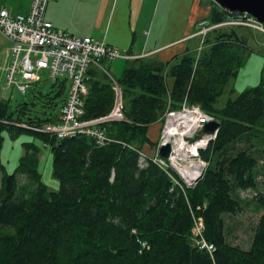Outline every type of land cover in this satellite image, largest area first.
<instances>
[{"label": "trees", "instance_id": "1", "mask_svg": "<svg viewBox=\"0 0 264 264\" xmlns=\"http://www.w3.org/2000/svg\"><path fill=\"white\" fill-rule=\"evenodd\" d=\"M214 3L211 23L236 13ZM240 26H218L200 50L189 47L170 60L127 59L117 78L105 59L107 71L91 66L84 117L110 111L113 78L123 88L125 118L102 124L110 137L104 142L24 126L57 120L59 112L26 118L23 108L10 110L0 96V149L5 130L36 135L51 147L53 174L60 180L58 189L43 181L40 145L34 141H25L27 152L13 172L0 156V264H264V214L253 224L249 248L226 238V216L246 208L234 190L257 186L253 150L264 143L263 79L218 104L250 49ZM53 84L60 93L67 87L65 80ZM186 98L221 121L216 137L200 149L209 162L191 186H181L151 158L140 163L144 146L153 143L149 126ZM240 140L245 144L237 146ZM258 198L264 202V194ZM196 214L203 215L205 235L216 245L213 255L193 242Z\"/></svg>", "mask_w": 264, "mask_h": 264}, {"label": "built area", "instance_id": "2", "mask_svg": "<svg viewBox=\"0 0 264 264\" xmlns=\"http://www.w3.org/2000/svg\"><path fill=\"white\" fill-rule=\"evenodd\" d=\"M48 2L49 0H31L30 8L24 12H12L6 6L0 10V32L11 41V54L5 73V83L9 88L15 86L25 91L28 87L38 85L42 78L41 71H47V78L53 82L65 80L68 92L57 120L45 121L41 124L24 122L22 125L59 137L80 133L88 134L95 136L98 141L104 142L110 137L106 134L102 124L106 121L125 118L123 88L119 81L113 78L115 97L110 111L93 118L84 117L85 97L89 91V68L97 65L106 70L102 59L111 61L118 57L132 59L145 55L131 54L90 34H77L56 26L52 20L46 17ZM233 12L236 13L222 22L211 23L209 19L200 21L198 31L192 34L201 37L199 50L204 44L207 33L218 26L254 25L264 31V22L256 16L246 11ZM212 118L214 116L200 104L191 103L187 98L180 107H169L161 121L160 136L154 146L155 152L148 155L142 150L141 165H145L147 158H151L181 186L183 183L187 186L195 184L203 176L208 164V161L202 157L200 149L206 147L209 140L216 137L217 132L206 135L208 136L207 143L204 146H197L195 153L190 156L178 157L177 161L181 163L179 166L172 162V156L179 151H187V149L178 151L177 138L180 134L182 136L184 134L192 135ZM167 142L171 143L172 148L169 156L166 157L161 155L159 150ZM187 142L186 144L190 147L198 140H188ZM189 160H194V162L199 160L203 163V168H199L196 177L192 180H189L183 171L184 168H188ZM173 170L178 176L174 174ZM192 239L201 249H205L213 255L216 245L205 235V220L202 214L194 216ZM143 245H147V242L143 241Z\"/></svg>", "mask_w": 264, "mask_h": 264}, {"label": "crops", "instance_id": "3", "mask_svg": "<svg viewBox=\"0 0 264 264\" xmlns=\"http://www.w3.org/2000/svg\"><path fill=\"white\" fill-rule=\"evenodd\" d=\"M30 4L31 0H0V10L6 6L12 12H24ZM214 5L212 0H49L46 17L58 27L90 34L131 54L155 55L166 61L189 47L198 48L199 36L192 34L200 21L209 19ZM10 54L11 41L0 32V65L6 69ZM122 66L116 63L118 70ZM153 125H157L154 135ZM160 129L161 121L149 126L154 145Z\"/></svg>", "mask_w": 264, "mask_h": 264}, {"label": "rangeland", "instance_id": "4", "mask_svg": "<svg viewBox=\"0 0 264 264\" xmlns=\"http://www.w3.org/2000/svg\"><path fill=\"white\" fill-rule=\"evenodd\" d=\"M216 2L215 0H212ZM217 3V2H216ZM242 34L249 39L250 49L247 53L244 64L240 67L237 74L233 75L227 84L225 93L220 97L219 105H223L229 97H234L243 89L258 84L264 80V31L254 25H241L238 27ZM199 43L201 37L198 38ZM197 43V42H196ZM197 49V48H195ZM123 64L122 69L118 70L116 63ZM126 58L118 57L116 60L105 61L106 66H111V72L114 77L122 75ZM6 68L0 65V96L9 102L10 110L20 112L21 108L25 111L23 115L29 117L46 118L54 113H58L63 98L66 97L68 87H65L63 93L59 92L57 85H54L50 78H47V71H41L42 78L38 85L28 87L25 91L13 86L8 87L5 83ZM68 86V85H67ZM157 125H153L151 130L156 131ZM155 133L153 132V135ZM4 139L0 149L1 159L8 172H13L18 166L21 157L27 152L25 141H34L40 145L39 151V169L42 173L43 181L51 188L58 189L60 180L53 174V152L51 147L43 142L39 137L30 132H21L13 135L10 131L5 130ZM245 140H240L237 146L244 145ZM155 145L143 148L148 155L155 152ZM263 148L258 150L254 148V153L258 157L256 167L257 186L234 190V195L240 197L245 205V211L240 214H229L226 216V238L232 244H237L249 248L253 241V224L264 214V202H259L261 194H264V143L260 142L259 146ZM208 162L209 160L206 159ZM201 164V161H197ZM22 180L26 179L25 175L21 176Z\"/></svg>", "mask_w": 264, "mask_h": 264}, {"label": "water", "instance_id": "5", "mask_svg": "<svg viewBox=\"0 0 264 264\" xmlns=\"http://www.w3.org/2000/svg\"><path fill=\"white\" fill-rule=\"evenodd\" d=\"M222 7L231 11H243L249 12L256 16L260 21L264 22V0H215ZM221 125V121L217 118L206 121L203 126L193 133L187 135L186 139L195 141L202 139L206 135L214 134L218 131ZM171 143L167 142L160 147V154L163 156H169L171 152Z\"/></svg>", "mask_w": 264, "mask_h": 264}, {"label": "bare ground", "instance_id": "6", "mask_svg": "<svg viewBox=\"0 0 264 264\" xmlns=\"http://www.w3.org/2000/svg\"><path fill=\"white\" fill-rule=\"evenodd\" d=\"M213 119V118H212ZM186 134H184V136H182L180 134V136L177 138V143H178V151L183 149V150H186V152H181L179 151L178 153H176L175 155L172 156V162L174 164H176L177 166H179L181 163H179L177 161V158L180 157V156H184L185 155H188L190 156L191 154L195 153V150L197 148V146L201 145V146H204L206 143H207V137L206 136L205 138H202V139H199L198 142L194 143V144H191V146L189 147L186 139ZM177 155V156H176ZM196 162H194V160H189L188 162V168H184L183 171L185 173V175L187 176V178L189 180H192L196 177V174H197V171L199 170V168H203V163L200 164V163H197L198 160H195Z\"/></svg>", "mask_w": 264, "mask_h": 264}]
</instances>
